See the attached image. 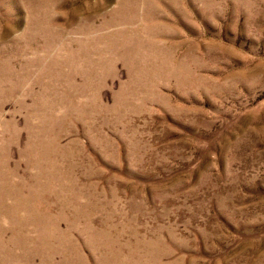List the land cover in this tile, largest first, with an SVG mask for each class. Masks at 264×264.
<instances>
[{
	"label": "rangeland",
	"instance_id": "374dc122",
	"mask_svg": "<svg viewBox=\"0 0 264 264\" xmlns=\"http://www.w3.org/2000/svg\"><path fill=\"white\" fill-rule=\"evenodd\" d=\"M0 264H264V0H0Z\"/></svg>",
	"mask_w": 264,
	"mask_h": 264
}]
</instances>
